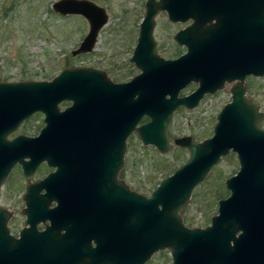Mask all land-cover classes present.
Returning a JSON list of instances; mask_svg holds the SVG:
<instances>
[{"label":"water","instance_id":"obj_1","mask_svg":"<svg viewBox=\"0 0 264 264\" xmlns=\"http://www.w3.org/2000/svg\"><path fill=\"white\" fill-rule=\"evenodd\" d=\"M202 1V12L217 4V0ZM51 7L61 15L80 14L87 19L88 30L71 53L89 52L106 22L104 7L92 0H54ZM144 8L129 57L140 71L129 80L114 82L103 69L67 65L50 79L0 81V152L15 150L16 160L23 163L22 156L28 155L31 165L46 158L55 167L43 182L48 183V199L58 200L52 209H67L71 226L80 214L88 225L89 214L94 229H129L127 264H144L161 249L169 250L171 264H264V231L252 229L264 227V127L257 124L263 112L245 96L242 85L246 74L264 72V25L254 24L241 38L244 45L234 57L233 71L225 72L226 78L241 82L231 88V100L218 111L212 135L201 140L188 134L171 139L168 124L173 111L195 107L204 93L222 86V80L207 84L202 62L191 61V52L169 59L156 50L155 14L164 10L169 19L184 20L195 13L188 0H145ZM185 33L180 29L176 36ZM192 79L198 86L180 96L179 90ZM16 100L25 110L15 113L20 115L14 119ZM62 100L71 103L60 109ZM35 111L44 113L37 136L5 137L23 116ZM144 116L147 120L137 125ZM133 131L143 144L161 152L168 151L172 142L188 150L187 158L149 194L119 177L126 140ZM230 151L236 153L239 166L225 178L229 194L218 200L209 224L186 225L181 208L193 188ZM10 162L13 158H0V182ZM6 216L0 210L2 229ZM116 238L119 243L120 234Z\"/></svg>","mask_w":264,"mask_h":264},{"label":"rangeland","instance_id":"obj_2","mask_svg":"<svg viewBox=\"0 0 264 264\" xmlns=\"http://www.w3.org/2000/svg\"><path fill=\"white\" fill-rule=\"evenodd\" d=\"M54 0H0V80L50 79L67 65H88L105 70L113 79H129L139 69L129 60L138 34V24L144 13L145 0H92L103 6L106 22L99 28L93 48L86 53L72 54L88 30L87 19L80 14L61 15L55 12ZM153 36L156 50L171 55V34L176 25L164 10L154 16ZM251 94L264 111V82L248 80ZM228 92L203 97L193 108L179 107L168 124L171 137L191 135L201 140L212 133L216 114ZM39 116L31 118L21 131L33 133L40 128ZM264 126V115L259 120ZM188 156V150L172 142L166 152L143 144L132 133L126 140L124 163L119 176L131 188L145 194L161 178ZM238 160L228 153L214 165L202 182L197 184L180 214L188 226H204L217 211L218 198L229 193L225 177L235 173ZM8 182V181H7ZM8 184V183H7ZM3 188L0 203L7 204V189ZM144 264H171L168 249L153 252Z\"/></svg>","mask_w":264,"mask_h":264},{"label":"flooded vegetation","instance_id":"obj_3","mask_svg":"<svg viewBox=\"0 0 264 264\" xmlns=\"http://www.w3.org/2000/svg\"><path fill=\"white\" fill-rule=\"evenodd\" d=\"M197 1L194 3L192 0H188L189 8H194L193 11L196 14L192 15L193 13L190 12L184 20L168 18L173 25L177 26L171 34L173 51L169 56L160 55L176 59L184 53L191 52V61L200 59L202 62L201 71L204 73L207 84L213 85L215 81L222 80V86L217 87L213 92L204 93L203 97L226 90L228 99L222 102V107L231 100V88H235L241 82L239 78H226L225 72L230 68L233 71L234 57L240 54V48L244 45V42L240 44L241 38L248 36L250 27L254 24L264 25V0H217L214 8L203 12L201 4L204 2ZM180 29H185L186 33L183 37L177 38L176 34ZM195 49L198 50L193 51ZM105 73L114 82L127 81L135 75L133 74L129 79L116 80L110 77L106 71ZM255 79L264 82V72L256 75L246 74L242 85L245 87V96L257 102L254 94L250 93L252 88L248 84V80ZM197 86L198 81L192 79L179 90L178 94L180 96L187 95ZM17 99L20 98L17 97ZM18 100L12 105L15 110L14 119L25 110V106L22 109V102ZM70 103V100H62L59 102V108L63 109ZM261 111L264 115V111ZM17 112L20 114L15 116ZM35 116H39L40 128L33 133L21 131L23 129L21 127H24ZM261 117L257 120V124L264 127L259 124ZM145 120L147 117H142L137 125ZM43 125L44 113L35 111L23 116L18 124L12 126V130L5 133V137L7 139H15L19 136L34 137L39 134ZM174 137L170 136L171 139ZM16 156L15 150L0 152V158H13V163L10 162L6 176L0 182V197L5 185L7 183L9 185L6 192L9 202L7 204L0 203V210L7 214L5 228L0 227V264H117V262L127 264L125 248L128 243L129 229H94L90 226L89 214L87 215L89 216L87 218L88 225L85 215L80 214L78 220L71 226L70 213L67 209L60 210L58 207L52 209L58 204V200L48 199V183L43 182V178L55 167L48 165L46 158L31 165L28 163L30 156H22L25 163L19 159L16 160ZM52 218H55L54 225L50 227ZM252 229L264 231V227L261 226H254ZM239 232L240 230L237 231V234ZM116 233L120 234L119 243ZM254 237L257 235L254 234Z\"/></svg>","mask_w":264,"mask_h":264}]
</instances>
